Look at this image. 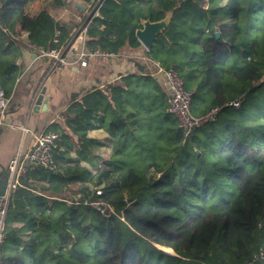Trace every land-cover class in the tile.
Instances as JSON below:
<instances>
[{"label":"trees","instance_id":"obj_1","mask_svg":"<svg viewBox=\"0 0 264 264\" xmlns=\"http://www.w3.org/2000/svg\"><path fill=\"white\" fill-rule=\"evenodd\" d=\"M133 1H119V6H132ZM25 3L0 0V24L28 30L34 45L46 48L49 42L54 46L51 38L43 42L51 31L44 14L35 20L26 16ZM141 3L142 19L157 21L166 11L173 13L170 25L160 34L167 42H172L169 28L176 27L186 31L187 44L202 42L194 59L205 82L195 93L188 89L186 76L167 64L160 49L149 53L160 66L183 76L192 95L193 114L220 107L216 121L203 123L188 139L177 128L173 143L136 153L125 149L124 124L119 123L117 112L107 111L108 97L100 92L85 95L67 108L63 124L70 133L62 135L63 143L77 156L56 154L53 169L26 165L20 185L10 192L0 264H244L259 247L264 248V0ZM122 32L131 43L135 41L134 30ZM0 35H5L1 28ZM99 35L103 49H114L115 40L107 44L103 32ZM16 49L12 43L0 48V63H4L0 89L6 93L18 73L7 60L10 54H18ZM155 90L156 99L146 104L147 119L162 115L164 125L167 117L174 129L165 97ZM199 96L205 104L197 101ZM235 101L237 108L230 105ZM97 109L103 112L102 128L111 131V125L119 134L114 154L99 167L90 153L92 140L86 137V121ZM56 127L51 129L57 132ZM154 139L151 134L147 141ZM83 162L96 169L86 170ZM151 167L156 171H148ZM113 174H118V181L112 185ZM8 180L7 165L0 173V195L5 194ZM101 181L107 182L99 196L90 189L83 196L85 184L97 186ZM50 192L55 196L84 192L83 198L107 202L115 215L106 220L99 210L82 202L67 205L53 200L48 205L43 193ZM26 235L28 239L21 240ZM159 247L170 248L175 255Z\"/></svg>","mask_w":264,"mask_h":264},{"label":"crops","instance_id":"obj_2","mask_svg":"<svg viewBox=\"0 0 264 264\" xmlns=\"http://www.w3.org/2000/svg\"><path fill=\"white\" fill-rule=\"evenodd\" d=\"M95 1L97 0H26L24 5L26 16L35 20L40 14H44L43 20H47L46 25L51 26L50 36L46 37L43 42L47 43L51 38V43L54 45L52 47L49 42L46 48L43 45L31 43L28 30L7 29L0 24L1 30L6 35H0V48H6L9 43H12L17 47L18 53L16 55L14 52L7 57L8 62H11L14 68H18V73L14 74L13 81L15 82L9 93L4 90L10 102L8 112L3 118L4 124L0 126V173L6 170V166L15 155L27 151L32 142L33 132L53 129L56 125L62 143L61 150L57 154L67 153L72 158L77 156L74 150H68L63 143L66 139L62 135H70V133L66 130L64 123L55 122L54 116L60 113L67 121L65 117L67 108L93 92L105 94L111 106L107 108V111L117 112L116 116L121 118L118 121L124 124L122 133L125 136L126 150L142 153L148 149L157 150L165 142H174L175 131L178 128L174 116L171 117L172 122L176 123H174V129L168 123L167 117V125H164L162 115L156 117L153 114L155 117L147 119L146 104L151 99H156L155 89L161 91L167 104V95L161 83L153 76L156 60L154 61L149 51L155 47L157 50L160 49L164 58L166 56L168 59L167 64L176 67L181 74L186 76L188 89L195 93L197 88L205 82L203 76H200L199 61L194 59V56L196 57L199 53V46L202 42L187 44L183 39L185 36L189 38L186 31L176 27L168 30V37L172 39L171 43L159 34L153 46L147 49L136 38V32L143 27L142 23L145 20L139 14L142 11L140 5L143 0H134L132 2L134 5L127 7L119 6V1L123 2V0L105 1L101 13H99L100 9L98 10L99 16L92 19L85 33L81 34L80 30L91 16ZM224 3L225 1H222L220 5ZM158 10L161 11V9ZM167 13L171 15L170 22L164 30L170 25L173 13L166 11L159 18L162 19ZM127 29L134 30L132 38L135 41L132 43L129 35L123 32V35L120 34L121 31ZM8 32L15 37H10ZM102 32V39L105 43H112L109 40L116 41L111 51L107 48L103 49L98 43L101 37L99 34ZM81 44L86 50L106 51L111 55L88 58V66L84 68L74 63L68 55L65 67L56 72L52 68L54 61L47 56L41 57L37 53V48L64 50L72 47V49H79ZM3 67L4 63H0V68ZM42 89H44V100L35 108L36 97ZM197 101L201 105L205 104L203 96H199ZM43 106H46L44 110H42ZM103 117V112L97 109L90 113L86 121V137L92 140L90 153L95 156L94 164L98 167L114 154L113 151L119 139V134L111 125L109 127L111 131L102 128ZM151 134L157 139L148 142L147 138ZM163 134L166 138L159 137ZM81 165L86 170L96 169V166L90 163L83 162ZM148 171L153 172L156 169L151 167ZM117 181L118 174H113L109 181L110 184L113 185ZM106 182L101 181L99 185L105 186ZM65 194L59 196L69 197V194L72 196L70 192ZM27 239L28 235L21 237V240Z\"/></svg>","mask_w":264,"mask_h":264},{"label":"built area","instance_id":"obj_3","mask_svg":"<svg viewBox=\"0 0 264 264\" xmlns=\"http://www.w3.org/2000/svg\"><path fill=\"white\" fill-rule=\"evenodd\" d=\"M103 0L95 1L93 5V12L91 16L85 22L82 29L80 30L81 34H84L87 30V26L89 22L98 17V10L101 8ZM10 37L14 38L10 32H8ZM37 53L41 57H49L54 61L52 68L58 72L65 67L68 61H66V56H70L74 63L78 64L80 67L84 68L88 66V58H92L94 56H102V55H111L106 51H92L86 50L84 45H80L79 49H72V47H68L63 49L51 48V49H43L37 48ZM155 72L153 76L161 83L162 89L167 95V108L166 111L175 117L177 121V127L183 134L184 139H188L192 136L193 131L206 122H215L218 117V111L220 107H212L208 109L203 114H193L191 112L192 105V95L185 88L184 78L174 69H165L160 66L159 63H155ZM10 100L5 95L3 89H0V126L4 124V116L5 112L8 108ZM234 108L239 107V102L235 101L230 103ZM55 122L60 124V122L64 123V117L57 113L55 116ZM32 142L30 147L24 152L22 155L18 154L12 158V160L8 164V174L9 180L7 184V188L5 190V194L0 195V245L2 244L5 238V219H6V209L7 203L10 196V192L14 191L17 186L20 185L21 178L26 173V165L35 164L40 165L44 168L53 169V165L55 163L54 158L56 154L61 150V137L59 133L55 132L52 129L35 131L32 133ZM101 186L97 185L92 187V190L96 197L101 194ZM55 199L62 200L69 203H76L78 199L69 198H57ZM68 200H70L68 202ZM84 204H89L95 209L99 210L100 215L106 219L108 216L115 215V210L106 202H103L99 199L88 200L84 199ZM111 215V216H112ZM244 264H264V248L259 247L257 251L253 252L251 256L245 261Z\"/></svg>","mask_w":264,"mask_h":264},{"label":"water","instance_id":"obj_4","mask_svg":"<svg viewBox=\"0 0 264 264\" xmlns=\"http://www.w3.org/2000/svg\"><path fill=\"white\" fill-rule=\"evenodd\" d=\"M170 14L167 13L162 19L158 21L152 22L149 19L143 20V27L139 28L136 32L137 40H140L147 49H150L154 42L156 41V37L161 34L164 28L169 24ZM215 36H218V32L215 33ZM44 89L37 95L35 100V108L38 107L44 100ZM46 106L42 107V110L45 109Z\"/></svg>","mask_w":264,"mask_h":264},{"label":"rangeland","instance_id":"obj_5","mask_svg":"<svg viewBox=\"0 0 264 264\" xmlns=\"http://www.w3.org/2000/svg\"><path fill=\"white\" fill-rule=\"evenodd\" d=\"M104 1H105V0H103L102 3H103ZM92 187H95V185H93L92 183H88V184H86V185H85V190H84V192L86 191V193H85L84 195H83L84 192H83V193H80V194H74V193H71V194L73 195V198H74V199H78V202H76V203H74V204H79V203H81V202L83 203V202H84V199H88L87 197H86V198H83L82 195H83V196H87V195H89L90 193L87 194V189H91ZM102 187H103V186H101V188H102ZM75 188H76L75 186H72V187H71V191H74ZM101 188H100V189H101ZM76 193H78V192H76ZM43 194H44V196L49 197V198H47V199H48V205H50V204L52 203L53 200H58V199H55L54 197H57V198H60V199H62L63 197L69 199V197H71L70 194H69V197H66V196H63V197H61V196H55V194H53V193H51V192H50V193H43ZM50 199H51V200H50ZM80 200H82V201H80ZM69 201H70V200H68V202H69ZM65 204H67V203L65 202ZM67 205H68V204H67ZM110 206H111V205H110ZM91 207H92V206H91ZM111 207H112V206H111ZM92 208H94V207H92ZM112 209H113V207H112ZM113 210H114V209H113ZM111 215H112V214H111ZM111 215L108 216V217L106 218V220H107V219H110V218L113 216V215H112V216H111ZM121 219H122V218H121ZM70 240H71V242L73 241V236H72V235H70ZM70 240H69V241H70ZM159 248L161 249V251H162L163 253H165V254H167V255H175L174 252H173V253L171 252V251H173V250L170 249V248H169V249H170L171 251H170V250H167V249H164V250H163L164 247H159ZM165 248H167V247H165Z\"/></svg>","mask_w":264,"mask_h":264},{"label":"bare ground","instance_id":"obj_6","mask_svg":"<svg viewBox=\"0 0 264 264\" xmlns=\"http://www.w3.org/2000/svg\"><path fill=\"white\" fill-rule=\"evenodd\" d=\"M167 250H170V249H167Z\"/></svg>","mask_w":264,"mask_h":264}]
</instances>
